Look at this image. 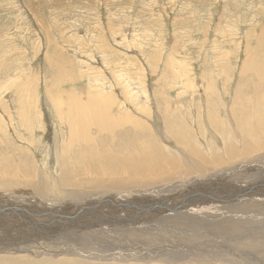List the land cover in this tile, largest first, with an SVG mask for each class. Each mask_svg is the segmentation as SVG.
I'll return each mask as SVG.
<instances>
[{
    "label": "rangeland",
    "instance_id": "1",
    "mask_svg": "<svg viewBox=\"0 0 264 264\" xmlns=\"http://www.w3.org/2000/svg\"><path fill=\"white\" fill-rule=\"evenodd\" d=\"M263 60L264 0H0V157L10 158L15 164L14 169L19 167L22 162L21 167H33V170L35 169V181L40 174L44 176L49 173L50 165L46 161V155L49 153L55 155L63 141L53 109L63 105V103H70L67 101L68 97L80 102L94 101L91 95L99 97L95 94L99 93L96 89L102 88L104 90L103 98L106 102H116L117 106L121 108V112L129 114L150 128L151 131L148 136L154 137L160 147L164 148L163 151L166 154L164 157L168 161H172L178 156L184 160L193 159L194 156L187 151L186 143L184 145L186 149H184L183 144L178 141V138L181 137L184 142L185 138H189L188 140L191 142L188 144H194L197 150L204 155L209 156L211 153H216L221 156L220 163L204 166L202 176L211 175L212 177L224 170L226 177L223 184L231 185L229 188L233 190V187L251 179L247 178L251 174L256 176L260 170H264L258 166L257 169H249L245 173L243 170L242 172L237 171L235 165L244 161L245 158H248L247 160L253 159L254 156L263 153L264 150L252 153V155H244L245 157L226 156L223 154L226 151L225 142L218 135L222 131L229 132L233 138L236 134L242 133L234 111H232L234 102L237 101L236 94L239 89L248 86L249 95H247L248 103L246 106L252 116L257 114L255 108L260 103L257 85L261 84V87L264 88V74L259 71V69L264 70ZM254 71H257L261 76L258 80L254 79L255 83L252 76ZM252 85L253 88L256 87V90L251 88ZM83 94H85L84 97ZM75 96L77 97L75 98ZM71 103L76 102L72 101ZM236 109L235 112H237ZM115 114L116 112H112L113 116ZM96 116L93 103L92 113L88 117L95 119ZM54 119L56 120L55 123ZM215 122L217 125L214 124ZM204 128L206 129L204 130ZM213 129L215 130L213 131ZM177 134L181 137L176 136ZM205 136L209 137L206 138ZM30 137L33 139L30 140ZM192 137L197 140L194 139V141ZM204 138L210 140L207 141ZM212 138L214 141L211 140ZM106 139L107 145V143L109 144V137ZM209 141L213 142L210 143L211 151L204 152L201 146L207 145ZM248 142L256 143L252 140ZM116 143L117 139L115 138L111 144L113 153H123L117 148ZM47 148L51 152L45 150ZM134 150L138 152L137 148ZM128 152L132 154L133 149L129 148ZM136 155H134L133 160L144 166L142 156ZM138 156L141 161L136 160L139 158ZM223 158L224 161L221 162ZM228 159L233 162L231 163ZM44 171L47 173L45 174ZM36 172H38V176ZM181 176L182 178H180ZM18 177L21 175L19 174ZM74 177L81 178L80 175ZM174 177L176 181L172 179L156 183L148 180L146 182L152 186L129 190L128 196L136 197L137 192L141 191L143 198L141 197L140 200L149 198V202L158 205V203H168L167 200L170 197L181 195L189 187L187 193L192 192V188H196L193 185H198H189L192 178L198 177V170L192 171L190 174L178 172ZM22 178L8 179L9 181L5 182L6 179L0 177V181L4 180V183L0 182V186L2 184L7 185L5 183L13 186L19 185L26 180ZM257 181L258 179L253 180L254 183H258ZM217 184L216 182L211 187L215 188L213 190H216L217 194L213 198L228 192L224 185L216 188L215 185ZM253 187L250 196H241V193H237L236 196L240 198L238 204L237 202L233 204L231 199H227L225 202L222 197L218 203H223L219 205L227 204L235 210L240 208L239 205H249V212L242 214V209H239L233 214V219L253 223L251 229H256L254 233L262 232L264 237V212L257 205L251 207L253 204H264V196L261 191L255 190L258 186L254 184ZM18 188L17 190H13V187L0 188L2 189L0 198L12 197L13 204L15 198H20L25 203L23 205L19 203L16 206L30 210L31 213H50L49 216L43 218L45 221H38L41 224L53 216L59 218L58 220L61 222L60 218L64 212L58 211L75 213L82 207L80 202L62 201L65 197L58 198V196L53 195V192L51 196H40L33 187ZM77 190L81 191V194L90 191L85 188H77ZM200 191L198 197L191 195L192 197L189 196L184 202L192 204L197 201L199 204H205L207 192ZM30 200L32 201L30 202L31 205L27 206L26 203ZM231 204L235 206L233 207ZM172 206L176 207V204L175 206L173 203L171 206L166 205L164 207L165 213L162 214V217L161 214L157 215L155 211L148 212V216L144 217L145 219L152 217L153 221L151 220L150 224L156 223L157 226L165 229L161 230V234L163 233L164 236L151 235L158 239L155 243L152 241L151 243H133L130 239L131 236H148V234L145 231L138 233L132 230L130 237L125 235L126 241H128L121 246L122 233L126 232L127 229L120 233L116 230L117 228L113 229L115 226L108 229L111 233L107 237L100 234L98 236V234L76 232L77 238L74 237L73 239H76L72 241L73 243L80 240L97 244L106 243L116 247L115 250L117 251L126 248L132 251L137 250L143 254L141 257L144 259L122 258L118 261L117 259L114 261L113 259L96 261L93 258L84 259L81 255L78 257L62 255L61 257L49 258L42 253L43 256L32 257L30 261L35 263L33 260L38 259L36 263L39 264L37 261L40 260L39 258L41 260L43 258L47 261L42 264L54 263V261L58 263V260H70L77 264H160V260L163 258L161 256L165 255L164 258L166 256L175 257L180 254L184 262L178 261V264H193L192 262L201 264L197 260L204 255V252H200L196 244L200 242L205 244L206 242L208 249H211L208 236L205 238L204 234L201 233L186 238L183 234L186 233L188 224L191 222L205 233H207V229L210 231L215 227L212 225L208 228L207 224L203 225L204 223L198 219L193 221L192 213L184 215L180 221H177L178 218L174 220L172 217L177 215L174 214L175 212H171ZM52 207L60 208L54 210ZM169 212L173 215L168 214ZM74 213L70 215L71 217L75 216L72 219L80 221L84 217L82 212H76V215ZM155 216L156 219H154ZM240 216L244 220L243 218L240 219ZM66 219L70 220L71 218L67 217ZM227 219L228 217L224 218L223 222H229ZM134 221L135 218L128 222L133 224ZM70 224L71 222L63 225L69 227ZM78 227L80 226L78 225ZM127 232H130V229ZM245 232L243 229L237 235L230 233L233 236L222 233L221 235L232 237L230 238L232 240H227L225 246L222 247L230 254L223 252V255L216 254L214 258H236L239 262L243 261L242 264L247 262L259 264V261L264 258L262 254L264 252V238L246 244L240 239L241 234ZM237 237L241 242L232 243ZM184 241L187 243L185 244ZM140 244L143 245V248ZM166 244L169 247H165ZM256 244L257 247L255 248L254 245ZM153 245L155 246L153 247ZM242 246L244 247L242 248ZM185 247L187 248L185 249ZM96 248L97 246H94L92 249ZM147 248H156L155 251L153 250L150 259L144 255ZM91 252L93 253V250ZM5 256L10 255H1L0 257ZM11 262L13 261H9L8 264Z\"/></svg>",
    "mask_w": 264,
    "mask_h": 264
},
{
    "label": "bare ground",
    "instance_id": "2",
    "mask_svg": "<svg viewBox=\"0 0 264 264\" xmlns=\"http://www.w3.org/2000/svg\"><path fill=\"white\" fill-rule=\"evenodd\" d=\"M254 67H257V66L254 65ZM259 71L262 74H264L263 69H259ZM252 76L254 77V78L251 77L253 78V80L254 79L258 80L259 78H261V76L258 74L257 71H254ZM255 80H254V83H255ZM254 85L256 86V84ZM257 87H258L257 94L259 96L260 103L255 108V112L257 113L256 115L252 116V114L249 113L248 111V107L246 106V104L248 103L247 95H249L248 86H245L244 88L239 89L236 94L237 101L234 102V105L231 103V105H233L232 111H234L235 118L238 120L237 124L239 127H241L242 130L241 129L240 130L242 133L236 134L233 138H231L229 132L222 131L221 132L222 135L221 134L218 135L222 137L223 141L225 142L224 147L226 151H224L223 154L226 156L236 157V156H244L247 154L252 155V153H257L258 151L261 152L262 150H264V141H263L264 139L261 140L262 138H264V120H263L264 88L261 87V84L257 85ZM251 88L256 90V87L253 88V85L251 86ZM69 89H72V88H69ZM96 91H98L99 93H95V94H97L100 98L91 95L94 101H90L89 100L90 96H89L88 98L89 103L87 101L80 102L78 100L72 99L71 97H68L67 101H69L70 103H63V105L57 106L55 107V109L51 107L56 113V118L58 122V125L57 124L56 125L59 126L60 128L61 135L60 134L59 135L60 137L63 138L61 139L63 141L61 145L59 146V149L55 155H50V153L48 154L49 149L48 148L45 149V150H48L47 151L48 155H46V161L50 165V167L48 166L50 168L49 173L46 172L47 173L46 174L44 171L46 175L43 176L41 174L39 175L38 172H36L37 176L39 175V178L36 179L37 181H35L36 176H35V171H34L35 169L33 170V167L32 168L21 167L23 164L22 162V164L19 167H15L14 169L13 166L15 164H13L10 158H5V156H3L2 158L0 157L1 158L0 177H3L4 179H6L5 182H8L9 181L8 179H15V178L21 179L22 176L23 178L26 179L25 181H23L24 183H20L19 185L13 186L9 183H5L7 185L2 184L3 186L1 185L0 188L6 189V188L13 187V190L14 189L17 190L19 189L18 187L27 188V189L28 187H33V189L40 196H51L53 192V195L58 196V198L65 197V199L62 200L64 202L82 203V207L79 210H76L75 213L82 212L85 218L83 217L80 221H77L75 219H72L75 216L73 217L70 216L74 212L68 213V211L66 212L58 211V212H64L62 214V217L60 218L61 222L58 220L59 218H56L53 216L51 217V219L46 220V222L41 224V223H38V221L40 222L41 220H44L43 218H45L46 216H49L50 213H46V214L44 213L40 214V213H34V212L31 213L30 210H26L23 207L21 208L19 206H16V205H19V203L21 205L25 203L23 199H20V198H15V201H14L15 205L13 204V201L11 200L12 197L11 198H0V256L10 255V256H5V257H0V264H8L9 261H13L9 264H38L36 263V260L38 259L33 260L35 261V263H33L32 260L30 261V258L32 259V257L43 256V254L49 258L61 257L62 255L63 256L72 255L74 257H78V255H81V257L84 259L93 258V260L96 259V261L97 260L108 261L112 259L113 261L115 259H117L118 261L122 258L124 259L129 258L133 260L134 259L136 260L144 259V257L143 258L141 257L143 256V254L140 253L139 251L137 252V250L132 251L126 248V249H120V251H117L115 250L116 247L114 248L112 245H109L106 243L97 244V243H91L85 240L84 241L80 240L79 242L73 243L72 241H75V239L77 238L76 232H82L84 234H98V236L101 235V236L107 237V235L111 233V231H108V229H110L112 226H115V228L113 229L117 228L116 230L120 231V233L122 231H125L126 229L127 230L130 229V232H127L126 230V232L122 233L123 240L121 239L122 240L120 244L121 246L122 244L128 241V240L126 241L127 238L125 237V235L127 237H130L129 235L131 234L132 230H135L138 233H142L143 231H145L148 234V236H143V235L131 236L130 239L133 243L135 244L151 243V241L155 243L157 242L156 241L157 238L155 239L151 235L152 234L154 236L162 235L163 233L161 234V230L163 228L161 226H157L156 223L150 224L152 217L151 218L148 217V219H145L144 217L148 216V212H151V211H155L157 215L161 214V217H162V214L165 213L164 207H166V205L171 206V204L173 203H174V206L176 204V207L172 206L173 209L171 210V212H175L174 214L177 216H173L172 219L175 220L178 218L177 221L178 220L180 221L184 215L186 214L188 215V213H192L193 221L198 219L199 221L204 223L203 225L207 224L208 228H210L212 225H214L213 227L216 228V229L213 228L210 231H208L207 229V233H205L203 231H200V228L196 227V225H193L192 222L188 224V229L185 228L186 233L183 235L186 238L197 236L198 234H201V233L204 234L205 238H207L208 236V243L211 249H208V246H206V242L205 244L202 242L196 244V246L199 247L198 249H200V252L201 251L204 252L203 253L204 255H202L201 258L197 260V262L201 264H242L243 261L240 260L241 262H239L238 259L236 258H228V257L227 258L222 257L219 259L214 258L216 257L215 256L216 254L223 255L222 254L223 252H225V254L226 253L230 254L229 251L222 248L223 246H225V243L227 242V240L229 241L230 238H232V237H226V235L233 236L230 233H235V235H237L238 233L240 234L242 230L244 229L246 232L241 234L240 239L241 241H245L246 244H250L251 243L250 241H253V240H256V241L261 240L264 237L261 234L262 232L254 233L256 229H253V230L251 229L253 228V225H254L253 223L240 222V221H235L233 219L234 218L233 214H235V212H238L239 209L240 210L242 209V214L249 212L248 210L249 205H239L240 208L235 210L234 208L229 207L227 204H226L227 206L219 205L223 203H218V201H220L222 197L223 201L227 199H231V202H233V204H235L236 202L238 204L240 198L236 196L237 193H241L240 194L241 196H246V195L250 196V191L248 192V189L254 188L253 187L254 184L258 186L255 190L261 191L262 195L264 196V178H263L264 170L261 171L259 169L260 173H258V175L253 176V174H251V176L247 177L251 179H247V182L245 181V183H241L242 185L239 184L241 186L239 185L235 186L232 188L233 190H231L229 188L231 185L227 186L223 184L224 183L223 181H225V177H226V173H224V170L220 171L219 174L213 175L212 177L211 175L202 176V172L204 171V168H205L204 166H207V164L215 165V164L220 163L221 156L217 155L216 153H211L209 156L204 155L202 152L197 150L194 144L192 145L188 144V142H191L188 140L189 138L183 137L185 138V142H184L181 135L179 134L176 135L178 137H181V138H178V141L181 142V144H183L184 149H186L185 148L186 146L188 149L187 151L194 157L193 159L184 160L178 156V157H175L177 160L173 158L172 161H168L164 157V154H165L163 151L164 148L160 147V145L158 144V141L154 137L152 138L148 136V133H150L151 131L148 126H146L145 124L143 125L142 123H140V121H138L135 118H132L129 114L121 112V108L117 106L116 102H111V101H110L111 103L106 102L103 98L104 90L102 88L96 89ZM67 93L70 94V92H67ZM89 93H90V90H89ZM84 95L85 94H83L82 96L84 97ZM106 96L109 97L108 95ZM76 97L77 96H75V98ZM72 101L78 104L71 103ZM93 103H94V112L97 115L95 119H91L88 117L92 113ZM235 108H237L236 109L237 112H235ZM139 110L141 111V109ZM112 112H116L115 116L112 115ZM55 122L56 120L54 121V123ZM217 122H215L214 124H216ZM95 128L97 131L94 130ZM205 129L206 128H204V130ZM37 130H38V127H37ZM56 130L58 131V129ZM214 130L215 129H213V131ZM198 135H199V132H198ZM107 137H109V144L107 143L106 145ZM115 138L117 139V143H116L117 148L123 153H117V154L113 153V148L111 144L114 142ZM32 139L30 137V140ZM194 139L196 138H193V140ZM208 140L210 139L208 138ZM211 140H213V138ZM249 140L255 141L256 143L248 142ZM215 142H216V139H215ZM210 143H213V142L209 141L207 142V145L201 146L204 152L211 151L212 146L210 145ZM129 148L133 149L132 154L128 152ZM136 148L138 149V152L134 150ZM218 150H220V148ZM136 154H139L142 156V161H143L144 166H141L140 163H137L133 160L134 155L137 156ZM127 156H132V157H127ZM67 157H68V160H67ZM182 157H183V154H182ZM247 159L245 158L244 161L238 162L235 165L237 171L242 172L243 170L245 173H247L246 172L247 170L249 169L253 170L254 168L257 169L256 167L258 166L264 169V151L263 153H260L254 156L253 159H250V160H247ZM136 160L141 161L140 157ZM223 161H224V158L222 159L221 162ZM18 162L19 161H17V163ZM144 162H148V163H144ZM232 162L233 161H231V163ZM197 170H198V177L192 178L191 181L188 180L189 185L198 184V185H193L196 188H192V192L187 193L188 189H190L189 187L181 195H177V197H170L169 199L166 197V199H168L167 200L168 203H162V204L158 203V205H156V203L152 204L151 202H149L148 201L149 198L145 200H140L143 198L142 197L143 192L141 191L137 192L138 194H136L137 195L136 197L128 196L129 190L139 189V188L142 189V188H147L149 186H152L151 184L146 182L148 180H151L152 182L155 181L156 183L162 182L165 180H172V179L176 181V179H174L176 178L174 177V175H176L178 172L190 174L192 171H197ZM19 174L21 175V177H18ZM71 174H73V176H71ZM29 175H30V178H28ZM75 175L76 176L80 175L83 180L81 178H77V177L75 178L74 177ZM180 178H182V176ZM256 179H258L257 181L258 183L253 182V180L255 181ZM3 181H0V182H3ZM216 182L218 183L217 185H215L216 188L224 185L226 189L228 190V192H226V194L218 195L216 198H213L217 194H216V190H213L215 188H211V187ZM15 183H18V182H15ZM77 188H80V189L85 188L90 191L86 192V194H81L82 192L77 190ZM2 189H0V191ZM120 190H123V191H120ZM200 190H202V192L203 191L207 192V197H205L206 198L205 204H199V202L197 201H194L192 204L191 203L189 204L188 202H184V200H186L191 195L197 196L201 192ZM7 192L12 193L11 191H7ZM10 195H13V194H10ZM178 198H180V200H177ZM24 199L26 198L24 197ZM30 199H33V198H30ZM30 202L32 201L30 200L29 202L26 203L27 206L31 205ZM256 205L260 208V210L264 212L263 203L253 204L251 205V207L256 206ZM60 207H56V208L52 207V209L57 210ZM174 210H178V211H174ZM168 214H171V213L169 212ZM92 216H94L95 218H93ZM67 217L71 219L70 220L66 219ZM226 217H228L227 220L229 222H223V219ZM133 218H135L134 223L133 224H131L132 222L129 223L128 221H131ZM242 218L243 217L240 216V219ZM154 219H156V216L154 217ZM70 222L71 224L69 227L63 225V224H67ZM74 222H76V224H73ZM185 222L187 223V221ZM78 225L80 227H78ZM197 225L200 226L199 224ZM166 228L168 229V227ZM167 233H170V232H167ZM222 233L226 235H221ZM74 237L76 238L73 239ZM78 238H81V237H78ZM240 239L237 237L232 243H234L235 241L241 242ZM186 243L187 242H185V244ZM257 244L254 245L255 248L257 247ZM94 246H97V248L99 249L98 250H96L97 248L92 249ZM154 246L155 245H153V247ZM165 247H169V245L166 244ZM243 247L244 246H242V248ZM141 248H143V245ZM149 248H147V251H145V254H144L145 257L148 259L152 258L153 250L158 247L151 248V249ZM186 248L187 247H185V249ZM229 248L231 249L230 246ZM92 250H93V253L91 252ZM250 251L252 252L251 249ZM231 252L233 254V251ZM254 253H257V252H254ZM262 254L264 256V252H262ZM164 256H161L163 258L160 260V264L161 263L162 264H178V261H182L181 259L182 256L180 254L176 255L175 257L166 256L164 258ZM39 259L40 260L37 261L39 262V264H42L43 262L47 261V260H43V258L42 260L41 258ZM58 261H59L58 263H56L57 261L56 262L54 261V263L46 262L44 264H77L70 260H65V261L58 260ZM192 263L194 264V262ZM246 264H249V263L247 262ZM259 264H264V258H262V260L259 261Z\"/></svg>",
    "mask_w": 264,
    "mask_h": 264
},
{
    "label": "water",
    "instance_id": "3",
    "mask_svg": "<svg viewBox=\"0 0 264 264\" xmlns=\"http://www.w3.org/2000/svg\"><path fill=\"white\" fill-rule=\"evenodd\" d=\"M251 191V189H248V192ZM243 192V191H242Z\"/></svg>",
    "mask_w": 264,
    "mask_h": 264
}]
</instances>
